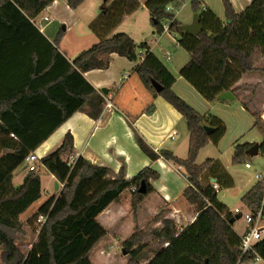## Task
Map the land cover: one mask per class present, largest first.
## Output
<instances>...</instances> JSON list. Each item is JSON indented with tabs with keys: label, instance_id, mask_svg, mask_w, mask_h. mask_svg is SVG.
I'll return each mask as SVG.
<instances>
[{
	"label": "trees",
	"instance_id": "16d2710c",
	"mask_svg": "<svg viewBox=\"0 0 264 264\" xmlns=\"http://www.w3.org/2000/svg\"><path fill=\"white\" fill-rule=\"evenodd\" d=\"M53 0H0V56L14 40L12 33L31 31L33 21ZM75 9L83 0H65ZM186 0H170L148 7L151 21L158 33L163 31L161 21H170L169 29L180 34L179 44L189 53L188 61L179 71L193 88L207 101L227 103L220 94L230 91L238 98L241 86L237 82L244 74L264 72L258 63L264 57V0H252L244 10L236 12L230 0H222L225 22L211 12L201 10L200 0H189L193 13L199 15L203 30L194 36L180 29L176 20L177 9ZM138 0H114L101 6L98 16L90 23V30L98 41L82 50L71 61L59 50V40L64 33L62 26L54 35L47 50L30 44L27 48V64L17 68L20 75L0 95V258L2 264H93L89 251L106 235V229L97 216L111 203L120 199L125 189L131 191L130 211L135 215L141 202L153 191L150 183L159 177L158 170L147 166L135 176L127 178L122 165L118 172L94 163L78 155L70 163L65 156L73 152V137L67 132L60 146L46 156L37 159L55 179L62 184L57 195L48 197L25 221L19 216L41 197L40 176L30 170L19 185L12 182L13 171L61 126L73 113L81 111L97 119L106 96L84 77L92 69H106L111 54L117 53L137 61L140 50L144 56L134 68L144 87L153 97L160 96L173 106L185 121L188 131L187 156L179 158L166 149L154 150L132 127L138 147L152 160L162 157L182 166L189 185L184 196L195 204V219L177 230L168 212L160 210L143 228L122 241L128 255L125 264H248L256 253L264 261V237L252 250L241 254L240 235L234 229L231 211L216 197L211 186H202L200 177L212 167V159L196 163L199 151L208 144L216 145L225 133L224 122L210 113L200 114L173 90L175 74L153 52L146 42L136 44L124 32L113 29L126 14L138 9ZM170 6L169 9L166 7ZM2 30V31H1ZM11 32L10 34H7ZM21 68L23 71L21 72ZM154 82L161 86L157 90ZM16 84V85H14ZM255 122L263 132L259 151L264 155V122L260 111L252 109ZM155 109L150 103L144 113ZM207 125L212 129L206 132ZM13 134V136H11ZM252 144L237 143L232 160L240 162ZM70 163V165H69ZM146 192L140 193L141 182ZM242 203L255 212L262 208L264 216V178L256 180L241 196ZM40 215L46 216L31 248L23 253L16 240L25 234V227L34 223ZM159 223V225H157ZM152 233L164 242L146 263H141L144 238Z\"/></svg>",
	"mask_w": 264,
	"mask_h": 264
},
{
	"label": "crops",
	"instance_id": "0c3cea01",
	"mask_svg": "<svg viewBox=\"0 0 264 264\" xmlns=\"http://www.w3.org/2000/svg\"><path fill=\"white\" fill-rule=\"evenodd\" d=\"M138 1L140 3L139 8L130 14L124 15L121 22L113 29L111 34L118 32L127 33L136 44L146 42L149 51L154 54L157 55L156 50H158L161 56H157L165 64L168 63L166 66L175 74L176 78L172 85V90L200 114L210 113L224 122L226 128L225 133L214 146L215 152L208 153L209 155L204 159V161L208 158L212 159L213 165L203 172L200 177V182L204 187H212V184L216 183L220 190L222 188L234 189L236 181L233 174L226 168V164L223 161V154L233 149V156L234 147L237 143L248 142L253 144L249 137H247V132L255 127V120L251 112L242 105L241 98L252 109L253 106L249 103V100L243 98L244 93H250L248 99L252 98L254 100L260 97L259 94L261 92V97L264 98V72L255 71L244 74L237 82V85L241 86L238 90V98L235 97L227 103L207 101L190 83L179 75L180 69L189 59L188 51L180 46L178 42L180 34L171 29L158 33L151 21L148 7L153 4L167 3L170 0ZM200 1L202 11H204L203 8H206L222 24L225 22L222 0ZM251 1L230 0L236 12L244 10ZM84 2L85 0L75 9H72L65 0H53L41 12L39 17L34 19V27L31 31L23 32L20 38L12 33L14 41L7 46L4 53L0 56V83L11 86L15 82L14 79L16 76L20 75L17 66H23L24 63L27 64L26 51L27 48L29 49L30 44H34V46L44 50L42 44L47 40L50 43L52 42L53 37L46 33L47 27L52 25L43 21V16H47L55 24L58 22L63 24L64 33L59 40L58 48L69 61L82 50L96 43L98 41L96 35L90 30L88 32L81 31L80 23L81 25L85 23L88 27L99 13L93 11V13L87 15V18L90 19L84 21L82 6ZM65 11H68V13H65ZM193 14L190 1L186 0L177 9L175 18L181 25L187 24L191 22ZM197 17L200 19L198 14ZM200 25L203 30L201 22ZM76 26L78 27V33L75 41L68 44L66 42V35L69 32L75 31ZM7 34L11 35V32ZM136 35L142 36L139 42L135 39ZM144 52L145 50L143 49L139 51L137 61H132L117 53H112L111 61L106 69H92L85 72L84 77L95 88L98 90H101V88L107 89L105 96L106 99L110 98L111 107L108 108L105 104L102 113L97 119H93L81 111L73 113L71 117L49 135L34 153L27 157L12 173L13 184H21L23 178L28 173V166L31 164L30 161L34 159L35 162L33 164L37 167L36 172L39 174L40 170L44 167L39 165L37 159L56 150L62 143L67 132H70L73 137V152L65 156V158L69 159L70 156H73L75 159L78 155H82L94 163L107 166L115 173L123 165L127 178L135 176L141 169L147 166L158 170L159 177L156 180L150 181L153 191L141 202L135 215L132 213L131 216L130 214L128 216L131 194L129 188L121 193L118 201L111 203L97 216V221L106 229V235L110 238L108 243L102 247V253L108 258H126L127 253L121 245L122 241L137 229L143 228L160 210H166L168 212L167 218L174 221L178 231L191 223L197 214L195 204L188 201L183 194L184 189L189 185L188 178L183 169H178V165L172 160H166L162 157L152 161L138 147L134 139L132 127L129 124V121L132 120L133 128L141 134L154 150H170L179 158H185L187 156L183 157L182 155L183 152L187 153L184 143H187L188 148V131L181 114L162 97H153L135 74L134 68L137 62L143 58ZM258 67L263 68L264 63L260 66L258 65ZM22 71L23 68H21ZM150 103L154 104L155 109L152 113H144V109ZM259 109L261 114H264L262 104ZM242 138H244L243 141ZM257 143L259 144L260 142ZM196 163L200 164L197 161ZM46 173L49 175L52 190H54L53 194L57 195L62 184L47 170ZM40 181L42 187L41 176ZM56 181L59 184L58 189L55 188ZM215 192L217 199L231 211L219 198L218 191ZM50 196L46 195L43 197L41 192V197L22 213L19 219L21 221L27 220L36 208ZM240 202L241 206H243L244 204L241 199ZM244 225L242 226V232ZM233 229L238 235H241L242 232L238 233L234 224ZM125 230L128 232L127 234L123 233ZM37 233L38 230L35 234V239ZM159 240L163 244L160 246L161 248L165 244L162 239ZM33 242L27 251L31 248ZM255 264H264V261L261 260Z\"/></svg>",
	"mask_w": 264,
	"mask_h": 264
},
{
	"label": "rangeland",
	"instance_id": "374dc122",
	"mask_svg": "<svg viewBox=\"0 0 264 264\" xmlns=\"http://www.w3.org/2000/svg\"><path fill=\"white\" fill-rule=\"evenodd\" d=\"M113 0H85L83 6V12L84 16L83 19L84 21L90 19L87 18V15L90 13H93V11H97V13H100L101 11V6H109L112 3ZM65 13H68V11H65ZM61 16V15H60ZM62 17V16H61ZM43 21H45L43 19ZM46 22V21H45ZM44 24V23H42ZM47 24V23H46ZM63 26L62 23H56L55 22L52 24V26L47 27L46 33L54 37V35L58 32L59 28ZM81 26V31L83 32H88L90 30V27L86 26L85 23H80ZM34 27V25H33ZM2 31V30H1ZM78 27H75V31L69 32L66 35V42L68 44L73 43L75 41V38L77 36ZM91 31V30H90ZM142 38L141 35H136L135 39L138 40ZM50 42L47 40L45 43L42 44V47L44 48V51L48 49ZM82 45V44H81ZM156 53L158 56H161V53L156 50ZM264 63L263 59L258 63V65H262ZM168 65V63H166ZM13 85V84H11ZM16 85V84H14ZM9 84L5 83H0V95L5 92L9 88ZM250 93H244V99L249 100V103L253 106V109L260 111V106L261 104L263 105L264 108V98L261 97L262 93L260 92V97L257 99H248ZM243 95V94H242ZM261 113V111H260ZM263 122H264V114H260ZM247 137H249L250 141L253 143L261 142L263 138V132L259 127H254L252 128L249 132H247ZM244 138H242V141ZM185 149L187 151V143H184ZM215 145L214 144H208L207 146L203 147L196 158V161L198 163L204 161L205 157H207L211 152H215ZM232 150H228L223 154V161L226 164V168L228 169L229 172H231L235 178L236 184L234 189L231 188H222L221 190H218V196L223 201L230 209L231 211L236 208V207H241V202H240V196L248 189L252 183L256 181L255 178V173H264V155H262L260 152L255 155V156H249L246 155L243 157L242 160L238 163H234L232 160ZM186 152H183V157L187 155ZM35 160L32 159L30 163H34ZM248 162L251 164L250 169H246L244 167V163ZM39 175L42 178V195L43 197L46 195H52L54 193V190H52L51 182L49 175H47L46 170L42 168L40 170ZM232 215H235L233 212H231ZM132 215V212L129 211L128 216ZM23 220V218H22ZM244 224V220L242 218H237L235 219L234 222V227L237 230L238 233L242 232V226ZM41 224L38 223L36 220L34 223H31L30 225L25 227V234L21 235L18 240H16V245L19 248V250L23 253H26L27 249L35 239V234L37 230H39ZM115 228V227H113ZM245 228V225H244ZM244 230V229H243ZM134 231V230H132ZM124 234H127L128 232L125 230L123 232ZM160 238H157L154 234L149 233L146 238H144V250L141 254V263H146L150 257H152L155 253V251L160 248L162 241L159 240ZM108 240L110 238L106 235L103 238H101L90 250L89 256L93 264H125L128 260V255L126 258L120 257V258H108L102 253V247L108 243ZM0 253H1V248H0ZM123 255V254H122ZM0 264L1 258H0Z\"/></svg>",
	"mask_w": 264,
	"mask_h": 264
},
{
	"label": "built area",
	"instance_id": "2783aa9c",
	"mask_svg": "<svg viewBox=\"0 0 264 264\" xmlns=\"http://www.w3.org/2000/svg\"><path fill=\"white\" fill-rule=\"evenodd\" d=\"M166 8L169 9L170 6H167ZM203 9L206 10V8H203ZM43 19L49 25H52L54 23V21L49 19L47 16H43ZM160 23H161L162 29L164 31L169 29L170 21L164 20V21H161ZM106 107H108V108L111 107L110 98H108L106 101ZM11 136H13V134H11ZM69 160L71 163L75 159L73 156H70ZM244 165L246 168L251 167V164L248 162H245ZM36 169H37V167L35 166V164L31 163L28 166V171L36 170ZM178 169H183V168H182V166L178 165ZM254 176H255L256 180H261L264 178V173H261V172L255 173ZM136 188H137L136 186H132L131 191H134ZM212 188L215 191H218L219 186H218V184L213 183ZM231 212H233L235 215H239V218H242L244 220L245 228L240 235V249H241V254L243 255L246 252L252 250L253 245L258 240H261L264 237V216L262 213V208L253 212L248 207L243 205L241 207L234 208ZM45 218H46V216L40 215L37 218L38 223L42 224L43 221L45 220ZM261 260L262 259L256 253L253 252V257L248 261V264H255Z\"/></svg>",
	"mask_w": 264,
	"mask_h": 264
},
{
	"label": "water",
	"instance_id": "95a60500",
	"mask_svg": "<svg viewBox=\"0 0 264 264\" xmlns=\"http://www.w3.org/2000/svg\"><path fill=\"white\" fill-rule=\"evenodd\" d=\"M62 28L64 29V26H62ZM180 29L183 30V31H186L194 36L198 35L201 30H202V26L200 25V22H199V19L197 17V14L194 13L193 16H192V20L190 23H187V24H182L180 25ZM155 88L157 90H160L161 89V86L159 84H157L156 82L153 83ZM101 92L103 94H106L107 93V89L106 88H101ZM220 97L222 99H228V100H233L235 97L234 95L230 92V91H225L223 93L220 94ZM204 130L206 132H210L212 131L213 128L207 126V125H204L203 126ZM259 144L258 143H253L249 148L246 149L245 151V154L246 155H249V156H255L259 153ZM70 165V163H69ZM58 182L56 181L55 182V188L58 189ZM138 191L140 193H145L146 192V186H145V183L144 181L141 182V185L140 187L138 188ZM239 218V215H235L233 219L230 220V222H233L234 219H237Z\"/></svg>",
	"mask_w": 264,
	"mask_h": 264
}]
</instances>
